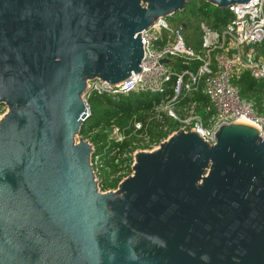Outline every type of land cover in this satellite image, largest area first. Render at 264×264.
Segmentation results:
<instances>
[{
	"label": "water",
	"instance_id": "water-1",
	"mask_svg": "<svg viewBox=\"0 0 264 264\" xmlns=\"http://www.w3.org/2000/svg\"><path fill=\"white\" fill-rule=\"evenodd\" d=\"M187 1L0 0V264H264L255 126L223 123L213 144L178 130L105 192L75 140L87 81L134 78L140 32Z\"/></svg>",
	"mask_w": 264,
	"mask_h": 264
},
{
	"label": "built area",
	"instance_id": "built-area-1",
	"mask_svg": "<svg viewBox=\"0 0 264 264\" xmlns=\"http://www.w3.org/2000/svg\"><path fill=\"white\" fill-rule=\"evenodd\" d=\"M228 9L232 13L231 19L218 28L204 20L198 21L197 48L187 38L184 22H179L173 29L165 17H159L140 32L143 46L140 72L134 78L116 85H107L99 79L88 80L84 99L87 101L90 92L111 95L161 93L164 97L155 105L152 115L162 124L161 128L167 135L178 130H195L205 141L213 144L221 124L245 121L258 128L261 136H264V109L260 110L255 100L242 97L235 82L243 72L264 81V0L232 4ZM162 59L169 61L161 62ZM172 60L181 72L173 73L167 68L166 63ZM196 93L203 94L206 102L194 99ZM89 113L88 109L86 118ZM3 116L0 115V119ZM165 117L175 121L177 128L170 131L164 123ZM142 128L145 126L141 122L134 123V130ZM167 135L157 142L152 141L143 131L140 138L147 148L142 150L158 148L159 143L167 139ZM108 139L121 142L124 134L117 126L110 125ZM148 145L152 148L148 149ZM133 153L131 168L134 163ZM96 160L97 156L93 161ZM93 171L99 183L98 171L94 166Z\"/></svg>",
	"mask_w": 264,
	"mask_h": 264
},
{
	"label": "trees",
	"instance_id": "trees-1",
	"mask_svg": "<svg viewBox=\"0 0 264 264\" xmlns=\"http://www.w3.org/2000/svg\"><path fill=\"white\" fill-rule=\"evenodd\" d=\"M179 14L182 19L178 20L174 14L168 15V18L176 25L184 22L188 39L190 35L188 25H193L195 20H204L212 27L218 28L232 17L228 8H220L205 0H188ZM235 82L242 97L255 100L257 107L260 110L264 109L263 80L254 79L248 72H243ZM163 97L164 95L156 92H130L126 95L96 92L88 94L90 113L82 122L78 134L83 139H88L93 146L91 162L98 171L101 190L116 189L121 179L132 172L130 155L139 145H143L140 138L143 131L152 141L158 142L166 137L168 133L162 130V124L152 115L155 105ZM194 99L202 103L207 100L200 93H196ZM186 100L187 98L184 99ZM199 112L201 113L200 110ZM135 122H141L145 128L134 130ZM164 123L168 125L170 131L177 128V123L170 118L165 117ZM110 125L117 126L123 132L124 139L121 142L108 139ZM96 156L98 161L94 162Z\"/></svg>",
	"mask_w": 264,
	"mask_h": 264
},
{
	"label": "rangeland",
	"instance_id": "rangeland-1",
	"mask_svg": "<svg viewBox=\"0 0 264 264\" xmlns=\"http://www.w3.org/2000/svg\"><path fill=\"white\" fill-rule=\"evenodd\" d=\"M193 1H197V0H193ZM175 15V17L179 20V19H182L181 18V15L179 14V12L178 13H176V14H174ZM173 15V16H174ZM169 16H166L165 17V20H166V22H168V24H169V26L171 27V28H175L176 27V23L175 22H170V20H169V18H168ZM184 18V17H183ZM173 21V20H172ZM191 21V20H190ZM196 22L195 23H193V25H188V32H189V39L193 42V46L195 47V48H197V41H198V39H199V31H198V27H197V24H198V21L197 20H195ZM189 23V22H188ZM259 45H257L256 47H258ZM263 49H261V51H262ZM173 61L174 60H172V62H169V63H166V66H167V68L171 71V72H175V71H177V72H181V70L179 69V68H177V66L175 67V65H174V63H173ZM248 99V98H247ZM7 112V106L5 105V104H0V115H2V114H5ZM80 138H82L79 134H77L76 136H75V140L76 141H78ZM143 145H139L138 146V148L136 149V150H134L133 152H135V151H138V149H142V147H146L147 148V145L145 144V143H143V142H141ZM152 147H149V145H148V149H151ZM132 152V153H133ZM131 156V158H132V154L130 155ZM133 160V159H132ZM130 162H132V161H130ZM98 164V163H97ZM100 164V163H99ZM132 173V172H131ZM130 173V174H131ZM98 179H99V175H98ZM123 179V178H122ZM121 179V180H122ZM98 187H99V190L100 191H112L113 189H109V190H101L102 188L100 187V179H99V183H98Z\"/></svg>",
	"mask_w": 264,
	"mask_h": 264
},
{
	"label": "bare ground",
	"instance_id": "bare-ground-1",
	"mask_svg": "<svg viewBox=\"0 0 264 264\" xmlns=\"http://www.w3.org/2000/svg\"><path fill=\"white\" fill-rule=\"evenodd\" d=\"M240 122H244V123H246L245 121H240Z\"/></svg>",
	"mask_w": 264,
	"mask_h": 264
},
{
	"label": "crops",
	"instance_id": "crops-1",
	"mask_svg": "<svg viewBox=\"0 0 264 264\" xmlns=\"http://www.w3.org/2000/svg\"><path fill=\"white\" fill-rule=\"evenodd\" d=\"M139 150H142V149H139Z\"/></svg>",
	"mask_w": 264,
	"mask_h": 264
}]
</instances>
